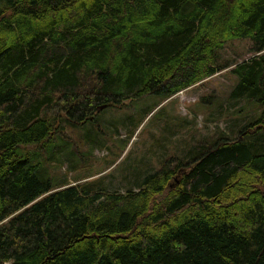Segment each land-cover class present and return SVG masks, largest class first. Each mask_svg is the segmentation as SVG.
<instances>
[{
    "label": "trees",
    "instance_id": "trees-1",
    "mask_svg": "<svg viewBox=\"0 0 264 264\" xmlns=\"http://www.w3.org/2000/svg\"><path fill=\"white\" fill-rule=\"evenodd\" d=\"M230 67L260 111L236 137L126 193L44 171L60 125ZM0 264H264V0H0Z\"/></svg>",
    "mask_w": 264,
    "mask_h": 264
},
{
    "label": "rangeland",
    "instance_id": "rangeland-1",
    "mask_svg": "<svg viewBox=\"0 0 264 264\" xmlns=\"http://www.w3.org/2000/svg\"><path fill=\"white\" fill-rule=\"evenodd\" d=\"M253 49L251 39L232 40L219 56L228 63L242 62L253 56ZM232 69L166 100L157 94L145 95L122 107L99 108L89 124L60 125L63 131L50 149L44 171H49L54 183H95L89 187L126 193L138 190L144 178L169 158L189 159L196 148L213 144L222 134L236 137L260 111L231 98L237 82ZM33 157L44 161L42 156Z\"/></svg>",
    "mask_w": 264,
    "mask_h": 264
},
{
    "label": "water",
    "instance_id": "water-1",
    "mask_svg": "<svg viewBox=\"0 0 264 264\" xmlns=\"http://www.w3.org/2000/svg\"><path fill=\"white\" fill-rule=\"evenodd\" d=\"M105 107H106V106H101L100 109H103V108H105Z\"/></svg>",
    "mask_w": 264,
    "mask_h": 264
}]
</instances>
